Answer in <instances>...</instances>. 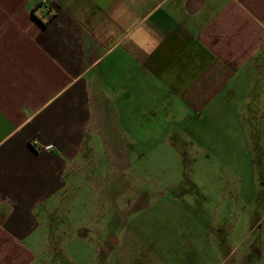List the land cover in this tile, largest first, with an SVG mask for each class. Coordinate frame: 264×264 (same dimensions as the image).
<instances>
[{"label": "crops", "instance_id": "0c3cea01", "mask_svg": "<svg viewBox=\"0 0 264 264\" xmlns=\"http://www.w3.org/2000/svg\"><path fill=\"white\" fill-rule=\"evenodd\" d=\"M228 111L261 164L259 249L235 260L264 264V0H0V264H33L103 133H218Z\"/></svg>", "mask_w": 264, "mask_h": 264}, {"label": "rangeland", "instance_id": "374dc122", "mask_svg": "<svg viewBox=\"0 0 264 264\" xmlns=\"http://www.w3.org/2000/svg\"><path fill=\"white\" fill-rule=\"evenodd\" d=\"M245 115L238 127L228 111L218 133H140V146L103 133L46 214L33 264H240L246 250L249 261L261 164Z\"/></svg>", "mask_w": 264, "mask_h": 264}, {"label": "built area", "instance_id": "2783aa9c", "mask_svg": "<svg viewBox=\"0 0 264 264\" xmlns=\"http://www.w3.org/2000/svg\"><path fill=\"white\" fill-rule=\"evenodd\" d=\"M43 9H44V11L48 14V9H47V7L43 8Z\"/></svg>", "mask_w": 264, "mask_h": 264}]
</instances>
